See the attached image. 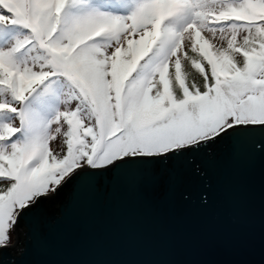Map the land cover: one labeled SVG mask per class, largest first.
<instances>
[{
    "label": "snow or ice",
    "instance_id": "6c2138e0",
    "mask_svg": "<svg viewBox=\"0 0 264 264\" xmlns=\"http://www.w3.org/2000/svg\"><path fill=\"white\" fill-rule=\"evenodd\" d=\"M257 134L264 0H0V248L62 182Z\"/></svg>",
    "mask_w": 264,
    "mask_h": 264
},
{
    "label": "water",
    "instance_id": "95a60500",
    "mask_svg": "<svg viewBox=\"0 0 264 264\" xmlns=\"http://www.w3.org/2000/svg\"><path fill=\"white\" fill-rule=\"evenodd\" d=\"M39 199L0 264H264L259 134L62 182Z\"/></svg>",
    "mask_w": 264,
    "mask_h": 264
},
{
    "label": "trees",
    "instance_id": "16d2710c",
    "mask_svg": "<svg viewBox=\"0 0 264 264\" xmlns=\"http://www.w3.org/2000/svg\"><path fill=\"white\" fill-rule=\"evenodd\" d=\"M184 71L188 74V83L189 84H191L192 82H195L197 85L202 87L203 78L200 76V74L195 69H193L191 67L190 63L184 65ZM52 143H54V142L52 141L50 143V145H49L50 149L53 151V153L55 155L62 157L65 154V149L63 147V137H62L61 148H54ZM8 186H9V183L7 182L6 178L0 177V190H5Z\"/></svg>",
    "mask_w": 264,
    "mask_h": 264
},
{
    "label": "rangeland",
    "instance_id": "374dc122",
    "mask_svg": "<svg viewBox=\"0 0 264 264\" xmlns=\"http://www.w3.org/2000/svg\"><path fill=\"white\" fill-rule=\"evenodd\" d=\"M54 143H52L53 144V147L54 148H61V145H62V136H59V137H57V139L56 140H54L53 141ZM12 233V231H10L9 233H8V235H9V237H10V239H9V241H8V244H10V243H12L13 242V233Z\"/></svg>",
    "mask_w": 264,
    "mask_h": 264
}]
</instances>
